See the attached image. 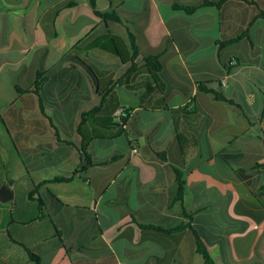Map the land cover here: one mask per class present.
Returning a JSON list of instances; mask_svg holds the SVG:
<instances>
[{
    "label": "crops",
    "instance_id": "crops-1",
    "mask_svg": "<svg viewBox=\"0 0 264 264\" xmlns=\"http://www.w3.org/2000/svg\"><path fill=\"white\" fill-rule=\"evenodd\" d=\"M205 1L97 0L122 19L106 22L89 0H0V264H205L196 232L216 264H264V0ZM130 31L170 108L95 46L113 35L129 57ZM193 102L184 152L171 109Z\"/></svg>",
    "mask_w": 264,
    "mask_h": 264
},
{
    "label": "trees",
    "instance_id": "trees-1",
    "mask_svg": "<svg viewBox=\"0 0 264 264\" xmlns=\"http://www.w3.org/2000/svg\"><path fill=\"white\" fill-rule=\"evenodd\" d=\"M226 0H218V1H211V0H206L205 5H217L220 6L222 3H224ZM91 6L93 7L96 15L100 17L102 20L106 22L110 21H115V22H122L121 17L119 14L113 10V11H101L98 8L97 0H89ZM176 8L183 9L187 11L188 13L194 12L197 7H188V6H182V5H177ZM260 17L264 18V11L261 10L260 12ZM240 37L237 38H232L226 41H222L220 43L221 46L233 43L237 41ZM129 39H130V56L127 57L120 45V42H118V38L113 35H105L103 37H100V40L95 43V46H100L101 48L108 50L114 54H117L123 61H130L131 65L129 69L127 70V77L130 76L131 74L135 73L138 69L144 68L145 74L147 78L142 79L135 85L129 86V88L136 87H145L149 91H157L160 95V102L157 104V107H162V108H170L168 103L166 102V97H165V91H166V83L165 79L163 78L162 71H163V66L160 61L159 56L157 55H149L143 57L142 64H139L136 60L140 56V51H139V46L136 41V36L134 35L133 32H129ZM142 65V66H141ZM46 74L45 73H38L37 76V81L36 84L40 83L43 79H45ZM153 84V85H152ZM221 84V82H220ZM222 85V84H221ZM37 87V86H36ZM199 87L202 91L206 92H212L215 94L216 98L226 100L233 102V100L229 99L223 91H221L218 87H215V83L211 81H200L199 82ZM109 91V90H108ZM127 110L129 112L130 116V108L127 107ZM172 113L174 115V119L176 122V127L178 131V137L179 141L181 144V147L184 152H186L187 148L192 146L193 144L196 143V136L194 135L193 132H191L189 129L180 127V120L181 121H186L190 123H194L196 120H198L199 113L197 112L198 109L195 105V103L188 104L186 106L178 107V108H172ZM94 111H89L86 113H83V121L86 119V116L91 114ZM128 119V118H127ZM115 125L120 126L121 128L122 125L119 123L115 122ZM124 129V128H123ZM85 156L89 158V154L87 153L86 147L83 148ZM163 159H166V156L164 154H160ZM176 170V180H177V196L176 200H182L185 197L186 194V179H185V174L183 171L180 169L175 168ZM56 180H66L65 178H56ZM183 225H179L174 228L170 229H165L168 232H174L178 231L182 228H184ZM197 236V244H198V251L203 255L205 264H216L214 259L212 258L211 254L209 253L206 243L202 240L201 235L196 232Z\"/></svg>",
    "mask_w": 264,
    "mask_h": 264
},
{
    "label": "built area",
    "instance_id": "built-area-1",
    "mask_svg": "<svg viewBox=\"0 0 264 264\" xmlns=\"http://www.w3.org/2000/svg\"><path fill=\"white\" fill-rule=\"evenodd\" d=\"M231 64H236V61H232ZM226 84V81H223V85ZM129 117V112L127 110L126 106H119L117 109L114 111V119L117 123L122 125L123 128L127 127V118ZM129 140L131 143V150L132 152L136 153L139 150V143L138 140L132 135L129 134Z\"/></svg>",
    "mask_w": 264,
    "mask_h": 264
},
{
    "label": "water",
    "instance_id": "water-1",
    "mask_svg": "<svg viewBox=\"0 0 264 264\" xmlns=\"http://www.w3.org/2000/svg\"><path fill=\"white\" fill-rule=\"evenodd\" d=\"M7 191H9V189H8L7 186H4V187L1 189V191H0V198H1L2 200H7V199H9V197H8V192H7Z\"/></svg>",
    "mask_w": 264,
    "mask_h": 264
}]
</instances>
